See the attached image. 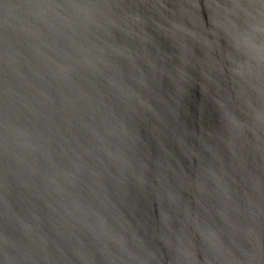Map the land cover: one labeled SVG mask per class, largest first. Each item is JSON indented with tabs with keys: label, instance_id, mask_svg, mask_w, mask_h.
<instances>
[{
	"label": "water",
	"instance_id": "95a60500",
	"mask_svg": "<svg viewBox=\"0 0 264 264\" xmlns=\"http://www.w3.org/2000/svg\"><path fill=\"white\" fill-rule=\"evenodd\" d=\"M0 264H264V0H0Z\"/></svg>",
	"mask_w": 264,
	"mask_h": 264
}]
</instances>
